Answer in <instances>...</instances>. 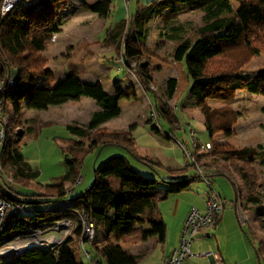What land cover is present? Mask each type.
<instances>
[{
  "label": "trees",
  "instance_id": "1",
  "mask_svg": "<svg viewBox=\"0 0 264 264\" xmlns=\"http://www.w3.org/2000/svg\"><path fill=\"white\" fill-rule=\"evenodd\" d=\"M235 3L241 9H237ZM60 4L58 0H27L19 3L0 19V83H4L0 95L3 101L0 120L3 116H8L5 143L0 154V192L4 199L23 203L25 206L27 203L37 202L32 198L42 196L48 202L63 200L66 187L52 184L42 192L29 194L20 193L15 188L17 185L29 186L39 177V172L32 169L22 152L21 144L26 131L33 132L38 127L37 120L30 119L26 123L23 119L20 101L22 97L26 98L28 109L38 111H45L51 106L71 100L78 101L83 96L94 99L99 106L87 126L73 123L67 125L75 137L61 138L68 145L65 151L70 150L73 154L71 158L67 155L69 169L61 178L62 182H70L71 187L79 179L85 156L93 149L106 145L124 147L136 159L157 172V167H162L157 158L141 155L137 151L132 129L110 132L103 125L121 115L119 101L134 95L130 84L122 87L120 81H117L114 92L107 93L101 83L84 82L74 69L59 78L52 74L46 75L45 67L49 60L44 50L54 40L55 30L64 24L59 18L62 8ZM180 5H187L190 10L204 13L205 23L193 41L181 39L177 33L171 36L178 42L173 59L185 62L189 79L187 92L194 103L199 105L214 99L231 104L238 91L264 97V69L244 70L253 58L264 56V0H161L150 4L144 11L137 10L132 19L112 26L106 33V41L122 52L125 63L136 60L134 75L145 93L153 98V110L157 119L164 118L173 125L178 123L177 115L169 106V100L174 97L177 79L171 77L166 80V88L161 96L151 88L153 63L144 58L148 53L144 43L153 18L164 15L173 20L179 13ZM90 9L106 18L112 12V5L109 0H95L90 4ZM11 71L17 73L13 84L10 83ZM240 116V111L230 105L205 113V125L210 139L213 140L218 133H233ZM19 127H22L21 131ZM155 129L160 131L157 127ZM80 139L84 142L78 146ZM210 143V152L197 156L190 154L195 162L168 170L183 174L189 166L197 167L199 159L206 155L209 161L201 166L205 167L207 177L229 175L235 189L236 206L239 188L234 178L226 172L227 166H233L251 187L247 202L256 206L253 214H258L261 200L254 191L256 182L251 175L255 171L249 164L257 161L264 166V144L235 148L228 143ZM195 144V148L199 149L200 144ZM94 172L93 185L71 202L55 204L48 210H39L34 218H25L21 213H7L0 229V248L18 237L26 238L34 230L48 232L56 222L71 220L74 225L73 232L78 233L77 239L91 244L94 251L92 260L97 264H138L141 255L132 254L115 244L102 250L97 244L101 241L106 243L113 236L121 234L123 242L131 244L146 241L157 234L164 237L167 226L158 209V203L166 195H161L152 188L153 180L143 178L122 155L111 156L95 165ZM196 178H201L199 172L195 175L194 179ZM189 182V179H181L179 183L184 186L179 190L186 189ZM24 195L26 199H22ZM85 212L94 222L93 240L82 235L83 223L80 214ZM136 222L148 224L149 229L135 226ZM247 237L255 247L259 262L264 261V241H254V238ZM71 244L69 239L66 243L56 244L51 248H33L18 252L11 257L0 258V264H87L76 259L70 248Z\"/></svg>",
  "mask_w": 264,
  "mask_h": 264
},
{
  "label": "rangeland",
  "instance_id": "2",
  "mask_svg": "<svg viewBox=\"0 0 264 264\" xmlns=\"http://www.w3.org/2000/svg\"><path fill=\"white\" fill-rule=\"evenodd\" d=\"M58 1L61 2L62 7L59 11V18L64 24L55 30L54 40L44 50V54L49 60L45 70H47V73L52 72L56 78H59L67 71L74 69L84 82L101 83L107 93L114 92V85L117 81H120L119 84L122 87L128 83L132 84L134 95L120 100L121 115L107 125L112 132L132 129L133 136L137 137L136 147L141 153H149L150 156L157 157L153 148L159 147L160 152L174 156L179 165H187V159L191 160L190 153L194 150L195 142H199L198 144L204 146L210 143L204 112L226 105L240 111L241 116L233 133H218L220 134L218 143H228L235 148L256 147L258 144H264L263 96L250 95L246 91H239L236 94L235 101L231 104L209 99L207 102L198 105L190 100L191 95L187 92L189 84H187L188 76L185 71V62L176 63L174 61L173 53L178 42L172 39L171 36L177 33L178 36H181V39L193 41L199 35L200 27L205 23L203 12L190 10L187 5H180L179 13L173 20L166 18L164 15L153 18L149 24V33L144 43V48L148 51L144 58H148L153 63V84L151 88L161 96L166 88L168 78H176L179 82L176 94L181 97L180 100H177L176 97L169 100V106L176 112L179 119V124L175 127L165 119L160 118L158 120L154 114L153 98L147 96L144 90L141 91L142 88L134 75L136 60L133 59L128 64L125 63L122 52L118 51L114 44L106 41L107 29L112 26L115 27L122 21L132 19L137 9H148L150 4L161 0H109L112 5V12L106 18L90 9V4L95 0ZM235 6H237V9H241L238 3H235ZM262 69H264V56H256L244 67L245 71ZM10 77L15 78L13 71H11ZM65 107L63 110L52 109V111H49L51 114L53 112L57 116L61 115L58 118L49 117V113L46 111L25 109L26 117L37 116L40 119L35 131H26L21 144L24 156L32 169L39 172V177L34 179L29 186L17 185L15 188L20 193L29 194L42 192L48 185H64L65 183L66 195L63 200L52 202H48V199L43 196L32 198L37 202L26 204V210L21 212L23 217L34 218L39 210H48L53 208L55 204H66L78 198L95 181L94 165H98L115 155L125 156L131 167L146 179L150 177L149 175L154 174L158 180L162 179L165 182L177 183L180 178L190 179L198 175V168L191 166L184 174H175L159 166L157 172L149 165L136 159L124 147L106 145L93 149L85 156L79 179L71 187L70 182H62L61 178L69 169L66 159L68 156L71 158L73 154L70 150L65 151L68 145L63 143L61 138L75 137L67 127L68 124L87 126L94 110L97 108V103L94 99L83 96L72 106L69 104ZM23 119L27 123L28 119L26 120L25 117ZM26 123L23 124L24 127ZM155 126L164 127L165 132L172 131L175 136L170 141H166V145H163L157 139V136L154 137L150 133V130ZM114 129L116 130L114 131ZM82 140H79L78 146L84 142ZM146 149L148 152H146ZM207 161H209V158L202 155L198 165L201 166ZM249 165L255 171L251 177L256 182L254 191L256 195L259 194L261 200L258 214H253L256 206L247 202L248 190L251 187L238 175L233 166H227L226 172L234 178L239 188L238 203L241 208L242 219L235 210L234 200L236 194L229 175L219 174L208 176L207 179L192 180L189 182L190 189L172 192L168 199L160 201V207L163 210L167 224L165 234L168 246L169 240L180 238V219L190 209L193 201L200 200L201 203L204 202L205 192L210 191L208 181L213 185L214 190L221 195L222 199L227 202L224 208V218L216 226L207 228L209 229L207 230L210 233L209 236H212L215 240V249H210V251H218L216 245L219 244L224 258L228 257L234 264H264L263 260L259 262L255 247H252L247 237L248 235L252 239L254 238V241H264V166L257 161ZM201 168L205 170V167L201 166ZM204 172L207 174L206 170ZM22 197V199L27 198L25 195ZM135 226L149 229L148 224L139 222H136ZM70 230L69 239L72 243L70 248L78 261L82 260L88 263L94 255L91 244L88 242L79 243L78 233L73 232L74 226L70 227ZM203 230L206 229L197 232L192 244V253L196 255L188 257L185 264H211L208 256H197L199 253L205 254L209 251L207 245H198L197 242L206 238L202 235ZM51 231L44 234L46 235ZM245 232H247V235ZM122 236V234L115 235L110 241L106 243L101 241L97 246L104 250L111 244H115L117 247L122 246V244H130L123 242ZM15 243L18 244L20 241ZM15 243L12 245H15ZM244 243L254 253L252 261L244 260L247 254ZM159 246H161V242ZM150 263L151 257L146 256L138 264ZM229 263L225 261L220 264Z\"/></svg>",
  "mask_w": 264,
  "mask_h": 264
},
{
  "label": "built area",
  "instance_id": "3",
  "mask_svg": "<svg viewBox=\"0 0 264 264\" xmlns=\"http://www.w3.org/2000/svg\"><path fill=\"white\" fill-rule=\"evenodd\" d=\"M23 1H27V0H0V19L6 14H8L10 11H12L19 3ZM14 82H15V78L11 77L10 83L13 84ZM3 87H4V83L2 82L0 83V95L3 90ZM2 111H3V101L0 96V112ZM7 123H8V116L6 115L3 116L2 119L0 120V154L5 143V126ZM19 130H22V128H19ZM194 146H196L195 143ZM211 150H212L211 143H207L206 146L200 145L199 147V151L201 152H210ZM190 157L191 160L187 159L188 161L187 164L196 161L195 158L192 157L191 155ZM197 168L201 179H207V174L206 172H204L205 170H203L198 164H197ZM0 170H1V166H0ZM207 183L210 187V191L207 194L205 209L202 210L197 207H192L181 229L179 246L176 249H174L168 257L163 259L160 264H185V260L193 255L192 244L194 242V237L197 234V232L202 229H207L216 226L217 223L222 219L224 208L227 202L224 201L221 195L214 190L213 185L210 182L207 181ZM235 209L239 213V216L241 218V208L239 206V203L235 206ZM24 210H26L25 204L4 199L1 196V192H0V229L4 224V219L7 213H21ZM80 218L83 223V228H82L83 237H86L89 240H93L95 236V228L92 218L89 217L86 212L81 213ZM72 226L74 225L71 220L58 221L49 230V231L52 230L50 233L45 235L44 233L46 232L44 230L41 229L34 230L30 235H28L24 239L18 237L16 240L7 243V245L0 248V251L4 248H7L12 242H15L17 240L18 241L27 240L33 237L44 240L45 245L38 246V248H42V249L51 248L56 244L66 243L69 240V234L71 232L70 227ZM80 243L83 244L84 240H82ZM11 255L4 256L0 254V258H8L9 256L11 257ZM204 255L212 256L213 258L218 260L221 259L220 254L212 251H207ZM87 264H97V263L94 262L92 258H90V261Z\"/></svg>",
  "mask_w": 264,
  "mask_h": 264
},
{
  "label": "crops",
  "instance_id": "4",
  "mask_svg": "<svg viewBox=\"0 0 264 264\" xmlns=\"http://www.w3.org/2000/svg\"><path fill=\"white\" fill-rule=\"evenodd\" d=\"M157 2H159V1H157ZM140 6V5H139ZM138 11H144L145 9L143 8V10L141 9V8H139V9H137ZM175 61V60H174ZM176 63H180L181 61H175ZM47 74H52V72H48L47 73V70H46V75ZM53 75V74H52ZM54 76V75H53ZM55 77V76H54ZM56 78V77H55ZM178 80H177V86H178ZM128 84H130V83H128ZM187 84H189V79H188V83ZM131 86H132V84H130ZM176 86V89H175V93H174V97L173 98H177V100H180V96H178L177 94H176V92H177V87ZM142 88V87H141ZM140 88V89H141ZM141 91H143V89H141ZM239 93V91L237 92V94ZM148 96V95H147ZM172 98V99H173ZM190 100L192 101V102H194V100H193V98L192 97H190ZM20 101H21V103H22V117H25L26 118V120L28 119V120H30V119H35V120H37L38 121V125H39V121H40V119L37 117V116H34V117H26L25 116V109H27V107H26V98H24V97H22V98H20ZM75 102H77V101H68V102H66V103H64V104H61V105H56V106H51L48 110H45L46 112H48L49 113V111H52V109H61V110H63L64 108H66L65 106L66 105H69V104H71V106H72V104L73 103H75ZM9 105H11V103H9ZM119 105H120V101H119ZM179 105V104H178ZM10 108H11V106H9ZM121 107V106H120ZM97 110H99V106L97 105V108L94 110V111H97ZM121 110H122V108H121ZM122 113V112H121ZM173 113L174 114H176V112L175 111H173ZM205 113H207V112H204V114ZM177 115V114H176ZM61 115H56V114H54L53 112H52V114L51 113H49V117H51V118H58V117H60ZM178 117V116H177ZM117 118V117H116ZM115 118H113V119H111V120H109L108 122H106V123H104L103 125L104 126H106L107 128H108V123H110L112 120H114ZM161 119H164V118H161ZM158 120H160V119H158ZM177 124H179V119H178V123H176V125H174L175 127L177 126ZM173 126V127H174ZM159 128V130L160 131H158L157 129H155V128ZM236 127V126H235ZM109 129V128H108ZM116 129H114V131H115ZM165 129H164V127H159V126H155V127H153L151 130H150V133L155 137V136H157V139L159 140V141H161V143L163 144V145H166L167 144V142L166 141H170V139H172L174 136H175V134L172 132V131H169V133H167V132H165L164 131ZM234 130H235V128H234ZM109 131L110 132H112L110 129H109ZM116 132V131H115ZM220 134H216L215 136H214V138H213V140H211L210 139V142H218V136H219ZM134 137V140H135V147H136V139H137V137H135V136H133ZM199 143V142H198ZM78 144V143H77ZM166 148H170V147H166ZM136 149H137V151L141 154V155H146V156H149V157H153V156H150L149 155V153H146V154H144V153H141L140 151H139V149H138V147H136ZM154 150H155V152H156V155H157V157H153V158H157L160 162H161V164H162V167H164V168H166L167 170H168V168H180V167H184V166H186V165H184V166H181V165H179V163H178V161H177V159L173 156H170V155H165L164 154V152H160V150H159V147H154L153 148ZM146 152H148V150L146 149ZM201 153H203V152H201V151H199V149H196L195 148V146H194V150H193V152L191 153L192 155H194V156H197L198 154H201ZM191 167H193V166H191ZM187 172V171H186ZM184 174V173H183ZM150 177H149V179H152L153 180V182H152V188H154L155 190H157L158 192H159V194H161V195H166L163 199H160L159 200V203H158V209H159V211L161 212V214H162V216H163V218H164V213H163V210H162V208L160 207V201L161 200H166V199H168L169 198V196H171L170 194L172 193V192H179V191H184V190H188V189H190V184L188 185V187L186 188V189H182V190H179V189H181L183 186H184V184H180L179 182H177V183H175V182H165V181H163L162 179H160V180H158L157 178H156V176H154V174H151V175H149ZM194 177L195 176H193L192 178H190L189 180H190V182L192 181V180H197V179H200V178H196V179H194ZM182 178H180V180H181ZM183 179H186V178H183ZM188 179V178H187ZM186 184V183H185ZM63 186H65V183H64V185ZM207 194H208V192H205V194H204V202L203 203H201L200 202V200H195V201H193V204H192V206L190 207V209L186 212V214L185 215H183L182 216V218L180 219V228H179V231H180V236H181V229H182V227H183V224H184V222H185V219L187 218V216H188V214L190 213V211H191V209H192V207H197V208H200V209H202V210H204L205 209V207H206V198H207ZM224 216H225V212L223 213V216H222V219L224 218ZM164 220H165V218H164ZM166 222V221H165ZM166 226H167V224H166ZM242 228V227H241ZM207 230H209V229H206V230H203V233H202V235H204L205 237H202V238H205V239H201V240H198L197 242H198V245H200V244H202L203 246H206L207 245V247L209 248V251H210V249H215V240L212 238V236H209L210 235V233L209 232H207ZM167 231V230H166ZM177 235V234H176ZM160 242H161V246H159L160 245ZM179 242H180V238L178 239V240H172V241H170L169 240V246H168V244H167V236H166V234H165V236L164 237H162L160 234H157V235H153V236H151L149 239H147L146 241H142V242H139V243H135V244H122V246H119V248H121V249H123V250H126V251H128V252H130V253H132V254H136V255H141V259L142 258H145L146 256H150L151 257V263L150 264H160L161 263V261L163 260V259H165L166 257H168L170 254H171V252L174 250V249H176L178 246H179ZM244 245H245V249H246V252H247V254H246V258H244V260H250V261H252V259L254 258L253 256V252H252V250L248 247V245L247 244H245L244 243ZM216 247L218 248V251H214L215 253H218V254H220V256H221V259L220 260H218V259H215V258H213L212 256H208L209 258H210V263L211 264H220L221 262L222 263H224L225 261H228V262H230L229 264H234L233 262H231L230 261V259L227 257V258H224V256H223V253H222V251H221V249H220V247H219V244H217L216 245ZM253 247V246H252ZM254 248V247H253ZM73 251V250H72ZM213 252V251H212ZM206 253V252H205ZM73 254H74V252H73ZM196 254H193L191 257H193V256H195ZM75 256V255H74ZM197 256H200V257H204L205 255L204 254H201V253H199ZM76 257V256H75ZM77 259V258H76ZM140 259V260H141ZM236 264H238V263H236Z\"/></svg>",
  "mask_w": 264,
  "mask_h": 264
},
{
  "label": "bare ground",
  "instance_id": "5",
  "mask_svg": "<svg viewBox=\"0 0 264 264\" xmlns=\"http://www.w3.org/2000/svg\"><path fill=\"white\" fill-rule=\"evenodd\" d=\"M30 239H31L30 241H25V242H22L24 240L22 241L20 240V243L18 244L15 243L18 241L12 242L7 248L2 249L0 251V254L4 256H8V255L15 254L23 250H26L32 246H44L45 245L44 240L40 238L33 237ZM13 243H15V245H12Z\"/></svg>",
  "mask_w": 264,
  "mask_h": 264
},
{
  "label": "water",
  "instance_id": "6",
  "mask_svg": "<svg viewBox=\"0 0 264 264\" xmlns=\"http://www.w3.org/2000/svg\"><path fill=\"white\" fill-rule=\"evenodd\" d=\"M13 73H14V77L16 78V75H17V73H16V71H13ZM95 166V165H94ZM33 248H38V246H32V247H30V248H28V249H26V250H23V251H27V250H29V249H33ZM23 251H21V252H23ZM20 253V252H19ZM17 254V253H16ZM15 255V254H14ZM11 256H13V255H11Z\"/></svg>",
  "mask_w": 264,
  "mask_h": 264
}]
</instances>
